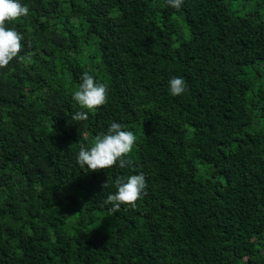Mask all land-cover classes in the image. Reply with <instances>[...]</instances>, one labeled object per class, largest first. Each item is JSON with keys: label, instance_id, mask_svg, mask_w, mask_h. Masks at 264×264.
I'll return each instance as SVG.
<instances>
[{"label": "trees", "instance_id": "obj_1", "mask_svg": "<svg viewBox=\"0 0 264 264\" xmlns=\"http://www.w3.org/2000/svg\"><path fill=\"white\" fill-rule=\"evenodd\" d=\"M235 1L264 4L19 0L29 13L6 26L23 47L0 69V264H264V17ZM84 73L107 86L95 110L72 99ZM111 122L136 136L131 163L85 172L79 145ZM140 172L135 207L110 211L115 178Z\"/></svg>", "mask_w": 264, "mask_h": 264}, {"label": "clouds", "instance_id": "obj_2", "mask_svg": "<svg viewBox=\"0 0 264 264\" xmlns=\"http://www.w3.org/2000/svg\"><path fill=\"white\" fill-rule=\"evenodd\" d=\"M166 3L180 9L183 0H166ZM28 13L29 8L22 5L19 0H0V69L17 58L23 47L21 43L23 36L15 29L7 27L6 22L26 17ZM80 79L78 90L73 92L72 99L85 110H95L103 106L107 102V86L97 83L88 73H84ZM186 89V81L182 77L175 76L168 81V91L172 96L182 95ZM72 119L85 121L88 119V111H78ZM135 141L136 136L132 131L123 130L121 124L111 122L107 131L97 134L90 146L79 145L76 162L85 172L104 170L117 164L120 168H125L131 163L125 157L133 150ZM113 183L115 192L108 194L103 201L105 205H112L110 211L113 213L119 211L121 205L135 207L147 187L142 172L117 176ZM107 186L105 182L102 187Z\"/></svg>", "mask_w": 264, "mask_h": 264}, {"label": "rangeland", "instance_id": "obj_3", "mask_svg": "<svg viewBox=\"0 0 264 264\" xmlns=\"http://www.w3.org/2000/svg\"><path fill=\"white\" fill-rule=\"evenodd\" d=\"M240 3V5H239ZM243 3V2H242ZM239 6V8L241 10H250V9H256L260 12V14L264 17V4L260 3L259 6H256V3L255 4H248V5H244V4H241V2L239 1H235V6ZM182 24V28L185 32V36L187 37L188 35V30H187V27L185 25L184 22L181 23ZM92 227H99L101 228L102 230H109L111 228V225L108 224L107 221H105L104 219H102L101 217L97 220H95V223L92 224Z\"/></svg>", "mask_w": 264, "mask_h": 264}]
</instances>
